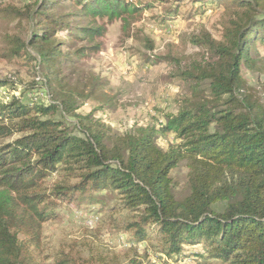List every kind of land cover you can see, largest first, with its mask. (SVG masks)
I'll use <instances>...</instances> for the list:
<instances>
[{
  "label": "trees",
  "instance_id": "trees-1",
  "mask_svg": "<svg viewBox=\"0 0 264 264\" xmlns=\"http://www.w3.org/2000/svg\"><path fill=\"white\" fill-rule=\"evenodd\" d=\"M34 2L35 22L27 44L9 41L17 42L12 52L29 62L35 58L23 49L26 45L38 54L44 86L55 85L49 89L55 103L22 102L10 95L18 90L13 82L0 79V89L7 88L0 97V264H45L40 255L43 225L58 219L60 210L73 207L89 213L92 207L132 211L133 220L123 232L136 245L147 241L151 250L166 258L185 246H203L205 261L264 264V104L241 77L242 64L252 63L255 43H264V16L250 14L252 0L191 1L200 12L205 5H222L242 8L244 13L229 22L223 44L207 35L192 37L195 46L216 59L193 61L173 72L188 91L176 113L167 114L165 122L121 134H109L97 119L75 113L105 83L95 78L85 96L67 88L61 66L69 57L54 36L61 29L69 41L93 43L104 30L92 26L96 18L120 19L121 29L127 30L134 15L153 3ZM174 3L157 16L163 24L185 0ZM71 5L74 12L57 15ZM86 18L85 25L71 24ZM147 42L152 49V41ZM99 48V43L81 46L74 55L80 59ZM165 54L157 55L155 62L179 64L170 51ZM203 80L208 81L207 89L200 86ZM58 108L77 119L84 135L71 132L65 119L52 116ZM167 133L177 142L162 148L158 137ZM15 134L19 135L12 138ZM181 161L188 168V193L178 197L170 171ZM217 203H225L220 212L213 209ZM72 249L61 250L48 264L92 263ZM187 255L193 262L201 256Z\"/></svg>",
  "mask_w": 264,
  "mask_h": 264
},
{
  "label": "rangeland",
  "instance_id": "rangeland-1",
  "mask_svg": "<svg viewBox=\"0 0 264 264\" xmlns=\"http://www.w3.org/2000/svg\"><path fill=\"white\" fill-rule=\"evenodd\" d=\"M34 1H0V79L7 78L13 82L18 90L11 91L10 95L22 102L41 103L50 100L55 103L49 94V89H54L55 85L52 84L49 89L44 86L38 54L26 45L23 49L35 58L29 62L24 55L18 57L12 52L17 42L9 41L17 39L27 44L35 22ZM143 1L152 2L153 6L134 15L127 30L121 29L120 19L108 21L104 16L92 22V26L101 25L104 29L93 43L80 38L69 41L67 32L61 29L54 36L62 44V53L69 57L67 63L61 66L67 88L85 96L95 78L97 82L105 83L90 98L85 99L75 113L97 119L109 129V134H121L139 126L157 125L165 122L167 114L176 113L182 97L188 91L181 80L174 77L173 72L179 66L184 69L193 61L216 59L209 51L195 46L192 37L202 38L207 35L223 44L229 22L244 13L242 8H226L222 5H205L200 12L196 10L198 4L185 0L184 4L176 6L177 14L173 19L163 24L157 16L163 9L176 5V0ZM251 4L250 14L254 18H262L264 0H252ZM75 9L74 5L66 6L57 15L72 13ZM87 21L89 18L78 23L71 20V24L85 25ZM147 39L152 41V49H148ZM95 43L100 45L98 51L88 52L86 57L80 59L74 55L75 49ZM254 49L250 54L253 57L252 63H243L241 66V77L248 91L264 104V43H255ZM168 51L177 57L178 65L167 61L155 62L157 55H166ZM69 59L73 63L69 64ZM200 86L207 89L208 81L203 80ZM6 91L7 88L0 89V97ZM78 101L82 99L78 98ZM52 116L65 119L71 132L84 135L77 119L61 108ZM170 142H177L172 133L160 135L157 141L162 148H166ZM170 177L176 195H186L188 168L185 161L170 171ZM224 207L225 203H217L213 209L220 212ZM90 214L97 217L92 228L86 227L82 219V216ZM59 215L58 219H51L43 225L40 255L45 264L51 263L61 250L69 251L72 247L73 252L77 251L91 264H178L183 258L190 259L188 264H224L211 259L205 261L206 248L203 246H185L181 252L164 258L151 250L147 241L134 244L130 234L123 232V227L133 220L134 213L128 209L114 211L106 207L97 211L92 207V213H89L88 209L73 207L60 210ZM119 236H123L129 246L119 247L116 242ZM190 252H199L201 256L193 262L187 255Z\"/></svg>",
  "mask_w": 264,
  "mask_h": 264
},
{
  "label": "built area",
  "instance_id": "built-area-1",
  "mask_svg": "<svg viewBox=\"0 0 264 264\" xmlns=\"http://www.w3.org/2000/svg\"><path fill=\"white\" fill-rule=\"evenodd\" d=\"M49 97V96H47ZM81 216V215H80ZM83 219V224L88 227V228H92L96 221H97V217L93 214L90 215H84L82 216ZM117 244L120 246L124 245V246H129V244L124 240L123 236H119L116 240ZM165 258V257H164ZM168 260V259H167ZM190 261V259L188 258H183L182 260L178 261V264H188ZM191 262V261H190Z\"/></svg>",
  "mask_w": 264,
  "mask_h": 264
},
{
  "label": "crops",
  "instance_id": "crops-1",
  "mask_svg": "<svg viewBox=\"0 0 264 264\" xmlns=\"http://www.w3.org/2000/svg\"><path fill=\"white\" fill-rule=\"evenodd\" d=\"M164 257V256H163ZM166 258V257H165Z\"/></svg>",
  "mask_w": 264,
  "mask_h": 264
}]
</instances>
